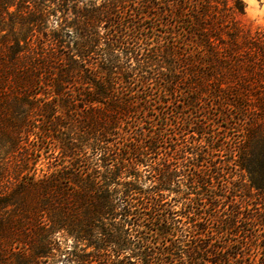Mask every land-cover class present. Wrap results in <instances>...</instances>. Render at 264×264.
I'll use <instances>...</instances> for the list:
<instances>
[{"label":"trees","instance_id":"trees-1","mask_svg":"<svg viewBox=\"0 0 264 264\" xmlns=\"http://www.w3.org/2000/svg\"><path fill=\"white\" fill-rule=\"evenodd\" d=\"M244 13L0 0V264H264V32Z\"/></svg>","mask_w":264,"mask_h":264},{"label":"rangeland","instance_id":"rangeland-1","mask_svg":"<svg viewBox=\"0 0 264 264\" xmlns=\"http://www.w3.org/2000/svg\"><path fill=\"white\" fill-rule=\"evenodd\" d=\"M99 1V0H98ZM242 2H243V0H241ZM256 3H257V6L258 7H264V0H256ZM166 20V19H168L171 23H173V26H170L169 28H163V29H166V30H174V31H176V19L175 18H170V17H163V20ZM240 21L242 22V24H244L246 27H248V28H250L252 31H254V30H261V31H263L264 32V26H257V25H254L252 22H250V21H248V19H247V13L245 12L242 16H240ZM147 23H149V22H147ZM173 27V28H172ZM159 29H161V30H163L162 28H159ZM179 95V94H178ZM162 98L161 99H163V100H167L166 99V97L165 96H161ZM178 98H180V99H182V96H178ZM171 108H173L174 110H175V108L174 107H171ZM171 108L170 109H168V111H170L171 110ZM182 110H184V113H185V111L187 112V110L185 109V108H183ZM175 111H177V109L175 110ZM195 112H199V111H195ZM186 114V113H185ZM198 114V113H197ZM194 115V114H193ZM195 116V115H194ZM172 119L173 120H175L176 118H174V117H172ZM173 120H172V124L173 125H175L174 124V122H173ZM144 126L145 127H147V129H149V124H144ZM169 127H171V128H168V129H170V130H167V131H165L164 133H163V136H167V134H168V132H170L171 130H172V132L173 131H175V129H179L178 127L177 128H174L173 126H169ZM146 129V130H147ZM227 134H226V138H227V140L229 139V138H233L234 136L233 135H235V132H234V129H229V130H227V132H226ZM226 139H225V141H227ZM234 140L232 139V140H229V142H228V144L229 143H231V145H232V142H233ZM169 194V198H174V199H176V209H179L180 207H182L183 206V202L184 201H188V199H186V198H184L183 196H186V195H182V193H180V192H169L168 193ZM188 196H190V195H188ZM191 196H192V194H191ZM245 227H249V226H245ZM244 226L242 227H239V235L242 237V236H244V234H245V232H244V228H245ZM240 237V238H241ZM218 243V242H217ZM251 254H252V256H255V259H257L258 258V254L256 255V253L255 252H251Z\"/></svg>","mask_w":264,"mask_h":264},{"label":"clouds","instance_id":"clouds-1","mask_svg":"<svg viewBox=\"0 0 264 264\" xmlns=\"http://www.w3.org/2000/svg\"><path fill=\"white\" fill-rule=\"evenodd\" d=\"M243 3L248 21L257 26H264V7H258L256 0H243Z\"/></svg>","mask_w":264,"mask_h":264}]
</instances>
